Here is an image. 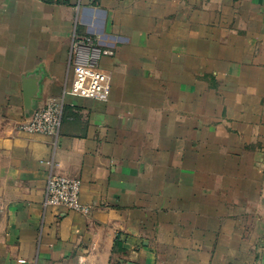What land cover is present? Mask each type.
I'll use <instances>...</instances> for the list:
<instances>
[{"label": "crops", "instance_id": "obj_1", "mask_svg": "<svg viewBox=\"0 0 264 264\" xmlns=\"http://www.w3.org/2000/svg\"><path fill=\"white\" fill-rule=\"evenodd\" d=\"M79 36L106 101L67 92ZM51 102L58 136L17 130ZM0 264H264V0H0Z\"/></svg>", "mask_w": 264, "mask_h": 264}, {"label": "built area", "instance_id": "obj_2", "mask_svg": "<svg viewBox=\"0 0 264 264\" xmlns=\"http://www.w3.org/2000/svg\"><path fill=\"white\" fill-rule=\"evenodd\" d=\"M115 51L103 47L92 36L76 37L72 51L74 78L68 94L76 98L106 101L111 94V75L100 67L103 57H113ZM64 114V104L51 102L31 110L17 124V130L27 134L58 136ZM82 181L52 174L46 191V206L73 212L88 213L89 207L80 201Z\"/></svg>", "mask_w": 264, "mask_h": 264}, {"label": "water", "instance_id": "obj_3", "mask_svg": "<svg viewBox=\"0 0 264 264\" xmlns=\"http://www.w3.org/2000/svg\"><path fill=\"white\" fill-rule=\"evenodd\" d=\"M29 108H31V107H29ZM32 109H30L29 111H28V113L31 111Z\"/></svg>", "mask_w": 264, "mask_h": 264}]
</instances>
